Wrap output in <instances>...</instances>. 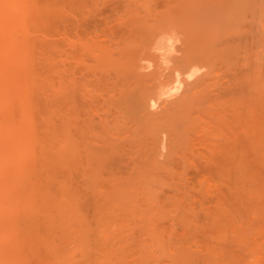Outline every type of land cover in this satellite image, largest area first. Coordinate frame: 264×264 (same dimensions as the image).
<instances>
[{
    "label": "bare ground",
    "instance_id": "6f19581e",
    "mask_svg": "<svg viewBox=\"0 0 264 264\" xmlns=\"http://www.w3.org/2000/svg\"><path fill=\"white\" fill-rule=\"evenodd\" d=\"M0 264H264V0H0Z\"/></svg>",
    "mask_w": 264,
    "mask_h": 264
}]
</instances>
